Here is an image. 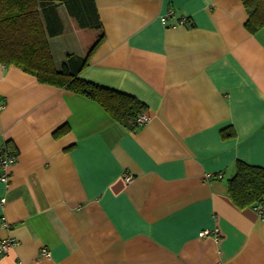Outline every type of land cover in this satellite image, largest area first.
<instances>
[{
    "label": "crops",
    "instance_id": "1",
    "mask_svg": "<svg viewBox=\"0 0 264 264\" xmlns=\"http://www.w3.org/2000/svg\"><path fill=\"white\" fill-rule=\"evenodd\" d=\"M94 2L106 36L79 77L136 97L149 121L133 133L0 63V147L17 156L0 181V237L17 244L0 264H264V217L226 183L238 161L264 168V29H247L242 0ZM58 10L61 69L85 50Z\"/></svg>",
    "mask_w": 264,
    "mask_h": 264
},
{
    "label": "trees",
    "instance_id": "2",
    "mask_svg": "<svg viewBox=\"0 0 264 264\" xmlns=\"http://www.w3.org/2000/svg\"><path fill=\"white\" fill-rule=\"evenodd\" d=\"M242 1L249 16L247 29L252 33L264 29V0ZM60 5L66 7L74 23L85 57L70 55L62 68L57 69L49 38L64 32L58 10ZM105 36L94 0H0L2 65L16 66L36 77L42 84L63 88L97 102L115 121L136 133L140 127L138 117L147 111L142 101L79 77L104 42ZM74 60L80 62L78 69L74 68ZM222 134L229 138L235 133L233 130H224ZM226 183L229 197L238 208L261 209L264 217L263 167L238 161L235 174Z\"/></svg>",
    "mask_w": 264,
    "mask_h": 264
},
{
    "label": "built area",
    "instance_id": "3",
    "mask_svg": "<svg viewBox=\"0 0 264 264\" xmlns=\"http://www.w3.org/2000/svg\"><path fill=\"white\" fill-rule=\"evenodd\" d=\"M184 22L185 21H183L182 23H184ZM148 121H149V116L147 115L146 112L139 115L138 123L140 125H143V124L147 123ZM16 158H17V156L14 155L9 150L7 145L0 147V168H1L0 181L5 183L6 185H8L10 182L12 167L16 163ZM207 178L211 179V180H215V179H217V176L209 174V175H207ZM126 180L128 182H131L133 180V177L127 176ZM3 202H5V199L2 200V203ZM257 212L259 213L260 216L263 217V213H262L261 209H259ZM2 227L8 229V228H10V224L5 219H3L2 220ZM209 235H212V232L204 231L201 233V237H207ZM214 236L216 238L219 237V230H216L214 232ZM16 244H17L16 241L11 237H7V238H1L0 237V257L7 254L10 250H12L16 246ZM42 255L43 256H50V253L48 250L44 249L42 251Z\"/></svg>",
    "mask_w": 264,
    "mask_h": 264
}]
</instances>
